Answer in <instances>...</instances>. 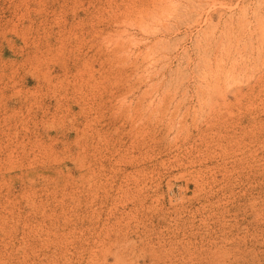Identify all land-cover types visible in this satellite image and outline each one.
<instances>
[{
    "label": "rangeland",
    "instance_id": "374dc122",
    "mask_svg": "<svg viewBox=\"0 0 264 264\" xmlns=\"http://www.w3.org/2000/svg\"><path fill=\"white\" fill-rule=\"evenodd\" d=\"M0 264H264V0H0Z\"/></svg>",
    "mask_w": 264,
    "mask_h": 264
}]
</instances>
